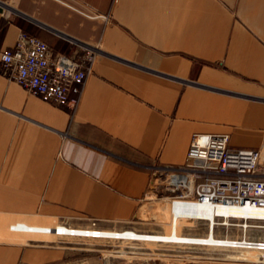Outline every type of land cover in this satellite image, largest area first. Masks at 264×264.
<instances>
[{
  "label": "crops",
  "instance_id": "0c3cea01",
  "mask_svg": "<svg viewBox=\"0 0 264 264\" xmlns=\"http://www.w3.org/2000/svg\"><path fill=\"white\" fill-rule=\"evenodd\" d=\"M22 32L98 54L74 110L0 73V264H108L53 239L54 226L135 231L152 169L183 164L194 134L262 147L264 0H0V53ZM146 254L130 264H264L193 248Z\"/></svg>",
  "mask_w": 264,
  "mask_h": 264
},
{
  "label": "built area",
  "instance_id": "2783aa9c",
  "mask_svg": "<svg viewBox=\"0 0 264 264\" xmlns=\"http://www.w3.org/2000/svg\"><path fill=\"white\" fill-rule=\"evenodd\" d=\"M97 54L90 46L74 49L71 54L60 53L36 35L22 32L13 47L1 51L0 73L44 101L74 110ZM263 150L264 142L261 148L255 149L231 145L227 134H194L186 161L178 166L160 168L170 179L167 188L171 193L170 203L264 209V171L260 170ZM230 219L242 221L236 226L243 231L251 227L249 221L253 220ZM256 220L264 222V218ZM63 226L64 230L55 228L57 235L117 238L100 228ZM219 238L228 239L226 247L264 250L261 239L245 235Z\"/></svg>",
  "mask_w": 264,
  "mask_h": 264
},
{
  "label": "rangeland",
  "instance_id": "374dc122",
  "mask_svg": "<svg viewBox=\"0 0 264 264\" xmlns=\"http://www.w3.org/2000/svg\"><path fill=\"white\" fill-rule=\"evenodd\" d=\"M11 2V0H4ZM264 157V156H263ZM152 181L150 183L146 198L143 200V205L140 208L136 221L141 222L135 228H131L138 232L144 228L153 230L149 233H169L175 235H192L205 236L208 231V222L206 220L195 219V206L191 202H175L170 203L168 191L167 173L163 171H155L152 169ZM222 221V218H217ZM14 221L13 223H15ZM240 220H231L233 225L216 224L214 229L215 237L219 238H239L243 235L250 239L264 240V228L257 227L264 225V222L257 220H250L251 227L243 231L237 223ZM16 225L37 224L42 226H51L50 224L41 220L21 221L16 222ZM14 225V226H16ZM138 226V227H137ZM143 228V229H141ZM64 235L52 236L53 239L58 240ZM67 244L75 248H86L99 250L104 254L105 261L110 264L111 260H119V264H130L133 261L139 260L146 256L147 248H154L156 246H166L171 248H193L195 250H205L209 252L222 251L233 254L234 256L249 259L264 261V250L208 246L202 244H188L175 243L163 241H140L122 238H87L79 236H64ZM49 239V238H48ZM47 240V239H46Z\"/></svg>",
  "mask_w": 264,
  "mask_h": 264
},
{
  "label": "bare ground",
  "instance_id": "6f19581e",
  "mask_svg": "<svg viewBox=\"0 0 264 264\" xmlns=\"http://www.w3.org/2000/svg\"><path fill=\"white\" fill-rule=\"evenodd\" d=\"M155 171H162L159 168H155ZM169 183V182H168ZM192 203V202H191ZM195 206V219L206 220L208 222V231L205 236H192V235H175V234H157V233H139L132 230H121V231H111L106 230L108 235L112 237L122 238V239H142V240H153V241H168V242H178V243H188V244H202L208 246H221L226 247L225 241L228 239H220L215 237L214 229L216 224L224 223L230 225L231 217L235 218H249V219H260L264 218V209L254 208V207H239V208H227L218 207L212 208L207 204H197L192 203ZM221 216L222 221L217 220ZM58 227L61 230L63 225H56L53 228L54 234L55 228ZM257 227L264 228V225ZM68 229V228H67ZM70 229L67 231L69 232ZM76 232L81 233L79 230ZM224 241V242H223Z\"/></svg>",
  "mask_w": 264,
  "mask_h": 264
}]
</instances>
